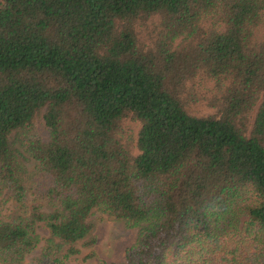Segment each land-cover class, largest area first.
Here are the masks:
<instances>
[{
  "label": "trees",
  "instance_id": "1",
  "mask_svg": "<svg viewBox=\"0 0 264 264\" xmlns=\"http://www.w3.org/2000/svg\"><path fill=\"white\" fill-rule=\"evenodd\" d=\"M2 190L6 264L40 224L44 264H84L95 211L138 227L99 264H264V0H0Z\"/></svg>",
  "mask_w": 264,
  "mask_h": 264
},
{
  "label": "rangeland",
  "instance_id": "2",
  "mask_svg": "<svg viewBox=\"0 0 264 264\" xmlns=\"http://www.w3.org/2000/svg\"><path fill=\"white\" fill-rule=\"evenodd\" d=\"M155 22L147 21L140 24L137 27L138 35L141 41H150L151 34H154ZM126 124H135L133 122H126ZM34 132L46 136L45 127L40 117L36 118L34 122ZM128 135H132L128 132ZM27 135L24 133H13L11 140L14 146L19 151L18 166L19 171L25 177H32L30 182V190L28 191V205L31 207L33 204H40L41 199L38 195V187L44 186L42 182H45L39 173L35 171L36 163L30 160L25 154V142ZM46 183V182H45ZM5 190L0 191V217L5 214L13 213L14 206L11 201L6 199ZM7 200V201H6ZM50 210V209H49ZM93 230L88 236L87 240L92 241L90 246L84 244L85 240L79 244L82 256L89 253H93L94 256L84 262V264H99L100 261L105 262H122L125 258L126 249L135 241L138 233V227H129L123 221L115 220L101 211H95L90 216ZM37 233L40 237V242L37 247L27 254L24 259L18 264H44L42 262L43 247L46 244V240L49 239L48 229L40 224L37 227ZM0 264H6L0 261Z\"/></svg>",
  "mask_w": 264,
  "mask_h": 264
}]
</instances>
